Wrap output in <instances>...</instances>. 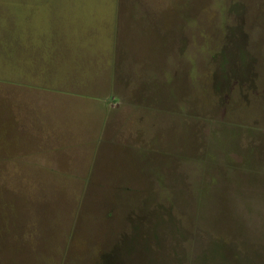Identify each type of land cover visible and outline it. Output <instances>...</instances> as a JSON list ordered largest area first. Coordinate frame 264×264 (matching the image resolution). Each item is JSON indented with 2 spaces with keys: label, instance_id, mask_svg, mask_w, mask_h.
<instances>
[{
  "label": "rangeland",
  "instance_id": "374dc122",
  "mask_svg": "<svg viewBox=\"0 0 264 264\" xmlns=\"http://www.w3.org/2000/svg\"><path fill=\"white\" fill-rule=\"evenodd\" d=\"M35 1L0 264H264V0Z\"/></svg>",
  "mask_w": 264,
  "mask_h": 264
},
{
  "label": "crops",
  "instance_id": "0c3cea01",
  "mask_svg": "<svg viewBox=\"0 0 264 264\" xmlns=\"http://www.w3.org/2000/svg\"><path fill=\"white\" fill-rule=\"evenodd\" d=\"M38 4V1L35 0H0V49L3 46L5 48V52L3 48L0 51V102L1 105L6 109L7 107H12L14 99L13 96V84L11 82L12 76V68L7 60L6 51L8 49V37L10 36L11 30L13 28H43L38 23L43 18V15L39 11L35 10V6ZM19 88V87H16ZM135 89H133V93H135ZM20 102L19 99H17ZM107 123V117L104 120L105 126ZM104 126V127H105ZM35 160H32L33 162ZM38 164L34 166H43L45 162V158L38 161ZM25 163L26 160H25Z\"/></svg>",
  "mask_w": 264,
  "mask_h": 264
},
{
  "label": "trees",
  "instance_id": "16d2710c",
  "mask_svg": "<svg viewBox=\"0 0 264 264\" xmlns=\"http://www.w3.org/2000/svg\"><path fill=\"white\" fill-rule=\"evenodd\" d=\"M127 254L129 255V252ZM130 264H133V263H130Z\"/></svg>",
  "mask_w": 264,
  "mask_h": 264
}]
</instances>
